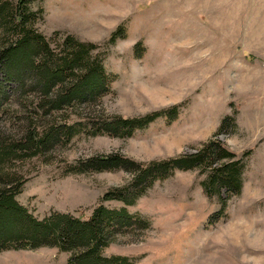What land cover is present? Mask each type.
Segmentation results:
<instances>
[{"label": "rangeland", "instance_id": "1", "mask_svg": "<svg viewBox=\"0 0 264 264\" xmlns=\"http://www.w3.org/2000/svg\"><path fill=\"white\" fill-rule=\"evenodd\" d=\"M31 7L42 9L34 28L55 53L66 36L96 45L92 54L112 77L102 96L62 118L165 113L131 137L83 132L44 156L17 162L15 172L25 179L17 201L37 219L64 213L87 220L101 203L148 220L146 229L116 233L103 249L106 257L135 264H264V0H43ZM118 28L119 37L107 43ZM3 87L10 115L0 117V126L9 127L17 85ZM172 108L175 115L166 117ZM209 142L235 154L239 194L227 198L225 189L211 187V167L202 164L155 181L127 206L102 198L129 184L128 171L72 170L107 155L161 162L193 155ZM68 257L51 247L10 250L0 252V264H66Z\"/></svg>", "mask_w": 264, "mask_h": 264}, {"label": "trees", "instance_id": "2", "mask_svg": "<svg viewBox=\"0 0 264 264\" xmlns=\"http://www.w3.org/2000/svg\"><path fill=\"white\" fill-rule=\"evenodd\" d=\"M43 0H0V117L9 114L4 82H15L16 100L9 127L0 126V252L56 248L69 254L66 264H135L134 259L103 255V249L125 228L149 226L148 220L125 208L111 209L101 203L87 220L69 214L52 213L35 218L16 197L25 179L15 172L17 162L44 156L55 147L67 145L83 132L90 136L131 137L146 128L165 112H154L141 118H84L70 121L59 115L82 104L94 102L106 92L112 77L106 74L102 59L92 54L97 46L66 36L58 53L34 28L42 9L33 10L34 2ZM115 30L107 43L119 37ZM175 108L166 117L175 115ZM22 113V114H21ZM66 117V118H65ZM61 118V120H58ZM225 119L221 124L225 127ZM220 129V130H221ZM224 161V162H223ZM221 162V163H220ZM220 163L218 166H214ZM202 164L211 168L209 185L225 189L226 197L239 194L242 175L235 154L218 142H209L193 155L150 164H139L119 155H107L77 162L75 172L126 170L129 184L108 192L102 200H117L132 205L147 188L176 170H191ZM206 192L207 188L204 187ZM217 191V190H216ZM221 213L225 203L221 200Z\"/></svg>", "mask_w": 264, "mask_h": 264}]
</instances>
